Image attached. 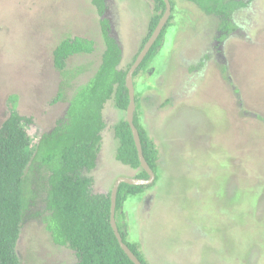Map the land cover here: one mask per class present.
I'll return each mask as SVG.
<instances>
[{
  "label": "rangeland",
  "instance_id": "374dc122",
  "mask_svg": "<svg viewBox=\"0 0 264 264\" xmlns=\"http://www.w3.org/2000/svg\"><path fill=\"white\" fill-rule=\"evenodd\" d=\"M104 1L99 16L88 0H0V125L14 108L32 119L26 130L35 145L67 116L100 65V20L120 46L118 68L133 62L155 0ZM239 1L245 5L232 15L235 29L222 31L216 16L173 0L163 44L133 78L140 123L158 150L157 181L128 195L118 220L145 264H264V0ZM77 36L94 51L69 57L63 76L52 51ZM102 114L93 194L139 172L115 159L113 128L125 112L107 101ZM44 199L32 208L43 215L22 226L18 258L74 264L41 219Z\"/></svg>",
  "mask_w": 264,
  "mask_h": 264
},
{
  "label": "trees",
  "instance_id": "16d2710c",
  "mask_svg": "<svg viewBox=\"0 0 264 264\" xmlns=\"http://www.w3.org/2000/svg\"><path fill=\"white\" fill-rule=\"evenodd\" d=\"M88 1L101 16L105 1ZM182 1L192 3L206 15L216 16L220 20L222 31L235 29L231 22L232 15L245 5L239 0ZM169 3L171 15L134 71L133 78L146 70L149 60L163 44L166 29L173 17L174 2L169 0ZM164 8L163 0H155V14L150 19L148 33L133 62L162 16ZM108 27L106 19L100 20L105 49L97 71L71 98L67 116L58 121L50 133H43L33 145L26 130V126L32 124V119L20 115L14 108L0 125V264H21L16 252L17 241L25 220L31 216L43 215L42 211L32 212L42 194H45V211L48 213L41 219L46 222L55 245L73 252L74 264H134L120 248L109 223L110 191L107 194H93L91 188L92 171L96 167L100 149V132L104 128L101 110L107 101H112L116 108L125 112L128 104L125 75L133 63L126 69L118 68L121 49L109 37ZM93 51L91 40L78 36L65 39L52 51L53 64L64 76L69 57ZM62 96L61 91L53 102L61 100ZM75 96H78L79 103L73 99ZM135 104L133 123L139 133L143 156L155 174L154 183L157 181L158 150L140 123L136 92ZM113 129L119 143L115 159L138 169L137 178L147 179V174L139 167L136 147L125 117ZM149 186L121 183L115 206V221L122 242L143 264L145 262L137 246L126 240L118 217L127 196L141 195Z\"/></svg>",
  "mask_w": 264,
  "mask_h": 264
},
{
  "label": "water",
  "instance_id": "95a60500",
  "mask_svg": "<svg viewBox=\"0 0 264 264\" xmlns=\"http://www.w3.org/2000/svg\"><path fill=\"white\" fill-rule=\"evenodd\" d=\"M163 2L165 4V8H164V12L162 16L158 20V23L153 29L151 35L149 36V38L143 45L142 49L136 56L134 62L131 64V66L129 67L125 75V86L128 90V104H127L126 111H125V115H126L125 119L131 130L132 138H133V141L136 147V152H137V157H138L140 168L147 174V179L117 177L110 190L109 223L120 245V248L124 251L127 257L134 264H143V263L131 252L128 246L122 242V239H121L120 233L118 232L116 221H115L116 196H117L118 187L121 183H125L128 185H134V186L136 185L146 186V185L153 183L155 179V174L153 170L149 167L147 161L145 160L143 156L139 133L133 123L134 112H135V99H134L135 89L133 85V73L137 69V67L140 65V63L142 62V60L148 53L153 43L158 38L162 28L166 24L167 19L171 13V6L169 3V0H163Z\"/></svg>",
  "mask_w": 264,
  "mask_h": 264
},
{
  "label": "flooded vegetation",
  "instance_id": "af4514ba",
  "mask_svg": "<svg viewBox=\"0 0 264 264\" xmlns=\"http://www.w3.org/2000/svg\"><path fill=\"white\" fill-rule=\"evenodd\" d=\"M104 9H105V7H104ZM104 13V12H103ZM109 28V27H108ZM58 101H60V100H58ZM57 101V102H58ZM56 103V102H55ZM103 109H104V106H103V108H102V110H101V113H102V111H103ZM68 110H69V108H68ZM68 110H67V112H68ZM102 116V121H103V123H104V128H105V122H104V116H103V114L101 115ZM103 128V129H104ZM103 129L101 130V131H103ZM100 136H101V139H100V149H99V151H98V153H97V157H96V165H97V163H98V161H99V156H100V152H101V147H102V144H101V141H102V133L100 132ZM117 161V160H116ZM96 168V167H95ZM95 172V169L92 171V174Z\"/></svg>",
  "mask_w": 264,
  "mask_h": 264
},
{
  "label": "clouds",
  "instance_id": "9594fccd",
  "mask_svg": "<svg viewBox=\"0 0 264 264\" xmlns=\"http://www.w3.org/2000/svg\"><path fill=\"white\" fill-rule=\"evenodd\" d=\"M169 18V17H168ZM167 21H168V19H167ZM158 23V22H157ZM167 23V22H166ZM165 26V25H164ZM164 28V27H163ZM162 28V29H163ZM91 79V78H90ZM134 85V84H133ZM134 99H135V93H134ZM135 110H136V104H135ZM125 111H126V109H125ZM135 113V112H134ZM124 117H126V115L124 116ZM126 120V119H125ZM139 167H140V165H139ZM141 169V168H140ZM134 178H137V177H134ZM140 179V178H139ZM116 180V179H115ZM114 183V182H113ZM153 184V183H152ZM149 185H151V184H149ZM112 186H113V184H112ZM147 186V185H146ZM112 188V187H111ZM111 190V189H110Z\"/></svg>",
  "mask_w": 264,
  "mask_h": 264
}]
</instances>
